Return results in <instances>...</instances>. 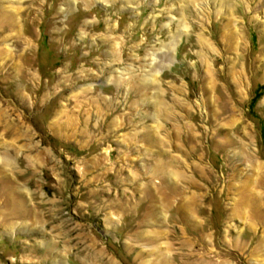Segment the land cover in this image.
<instances>
[{
	"label": "rangeland",
	"instance_id": "374dc122",
	"mask_svg": "<svg viewBox=\"0 0 264 264\" xmlns=\"http://www.w3.org/2000/svg\"><path fill=\"white\" fill-rule=\"evenodd\" d=\"M0 264H264V0H0Z\"/></svg>",
	"mask_w": 264,
	"mask_h": 264
},
{
	"label": "bare ground",
	"instance_id": "6f19581e",
	"mask_svg": "<svg viewBox=\"0 0 264 264\" xmlns=\"http://www.w3.org/2000/svg\"><path fill=\"white\" fill-rule=\"evenodd\" d=\"M7 166V165H6Z\"/></svg>",
	"mask_w": 264,
	"mask_h": 264
}]
</instances>
